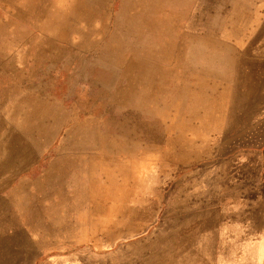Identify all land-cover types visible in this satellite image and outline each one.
<instances>
[{
	"label": "rangeland",
	"instance_id": "obj_1",
	"mask_svg": "<svg viewBox=\"0 0 264 264\" xmlns=\"http://www.w3.org/2000/svg\"><path fill=\"white\" fill-rule=\"evenodd\" d=\"M0 264H264V0H0Z\"/></svg>",
	"mask_w": 264,
	"mask_h": 264
}]
</instances>
